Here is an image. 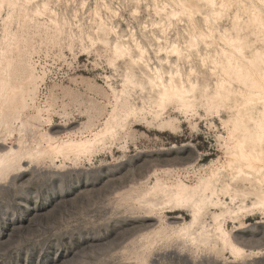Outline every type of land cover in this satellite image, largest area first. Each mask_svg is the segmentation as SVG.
I'll return each instance as SVG.
<instances>
[{
    "label": "bare ground",
    "instance_id": "bare-ground-1",
    "mask_svg": "<svg viewBox=\"0 0 264 264\" xmlns=\"http://www.w3.org/2000/svg\"><path fill=\"white\" fill-rule=\"evenodd\" d=\"M117 1L0 0V181L28 163L50 160L60 162L58 168L78 163L123 134L133 137L134 121L176 134L181 121L169 108L198 130L196 117L203 119L204 110L211 129L217 127L208 118L221 122L222 156L195 171L194 181L171 169L155 174L127 202L158 218L160 228L149 245L158 238L178 239L192 250L221 247L235 258L264 255L240 246L227 227L231 221L243 229L246 216L264 217L260 0H128L137 27L128 23L127 30L119 23ZM57 5L64 10L58 12ZM54 49L64 58L68 50L75 59L92 50L106 53L115 73L105 76L108 90L80 76L72 80L76 87L54 83L41 103L48 71L35 58ZM76 113L86 119L76 130L53 135L43 128L54 116L69 119ZM28 129L35 131L32 141L25 137ZM167 209L186 211L191 220L174 226L164 215ZM233 248L241 253L234 255Z\"/></svg>",
    "mask_w": 264,
    "mask_h": 264
},
{
    "label": "rangeland",
    "instance_id": "rangeland-1",
    "mask_svg": "<svg viewBox=\"0 0 264 264\" xmlns=\"http://www.w3.org/2000/svg\"><path fill=\"white\" fill-rule=\"evenodd\" d=\"M114 6L123 16L119 21L122 29L127 30L128 23L137 27L128 0L114 2ZM54 9L61 12L64 6ZM145 17L142 9L139 19ZM65 55L61 57L58 49L43 50L35 58L48 71L41 103L54 83L76 87L72 80L80 76L108 90L105 76L115 73L106 53L98 55L92 50L75 59L65 50ZM173 112L169 108L168 113L181 121L176 134L134 121L133 137L123 134L78 163L69 161L63 168L56 167L60 162L55 165L50 160L28 163L24 171L1 180L0 264H261L264 255L235 258L221 247L214 252L192 250L178 239L158 238L149 245L148 238H154L152 233L160 223L156 217H147L133 201L127 202L135 188L142 182L151 185L155 174L162 176L168 169L194 181L195 171L222 156L217 135L224 131L218 117L208 118L217 127L211 129L205 111L200 110L203 119L196 117L199 127L193 130L182 114ZM85 121L77 113L69 119L54 116L51 125L43 128L62 135ZM24 134L32 141L35 131L28 129ZM18 138L16 134L6 146ZM164 212L174 226L191 220L186 211ZM244 219L247 224L243 229L227 222L236 242L246 250L264 251V217Z\"/></svg>",
    "mask_w": 264,
    "mask_h": 264
},
{
    "label": "snow or ice",
    "instance_id": "snow-or-ice-1",
    "mask_svg": "<svg viewBox=\"0 0 264 264\" xmlns=\"http://www.w3.org/2000/svg\"><path fill=\"white\" fill-rule=\"evenodd\" d=\"M260 5L262 6V8H264V0H260ZM3 6H4L3 4H0V8H2ZM14 6H15L14 4H9L8 5L9 8H12ZM240 253H241V249L233 248V254L234 255H237V254H240ZM261 264H264V261H262Z\"/></svg>",
    "mask_w": 264,
    "mask_h": 264
}]
</instances>
